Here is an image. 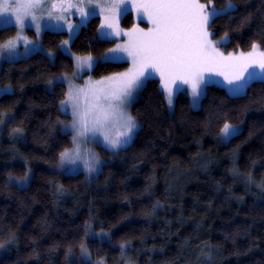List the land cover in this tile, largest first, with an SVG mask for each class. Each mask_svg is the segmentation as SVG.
Here are the masks:
<instances>
[{
	"label": "trees",
	"instance_id": "obj_1",
	"mask_svg": "<svg viewBox=\"0 0 264 264\" xmlns=\"http://www.w3.org/2000/svg\"><path fill=\"white\" fill-rule=\"evenodd\" d=\"M234 2L242 11L249 4V0ZM260 2L252 0L257 5ZM221 3L219 0L216 6L220 7ZM131 21L132 14L126 12L121 23L128 25ZM99 23V17L95 16L80 29L78 37L70 44L74 54L99 56L113 43V40L105 43L97 40ZM227 23V18L216 21L213 38L225 35L228 30L223 26ZM239 23L237 19L232 28H237ZM14 32L13 27L0 31V43ZM228 35L231 43L223 47L224 50H249L252 42H264V33L258 32L255 25L228 31ZM66 38L67 33L63 31L42 33L41 43L54 53V63H50L43 52H37L14 64L3 62L0 67V84L11 85L13 89L12 94L0 96V113L16 116L2 133L7 137L13 128L20 127L24 135V139L13 140L11 147L7 146L6 152L0 153V224L7 222L16 226L13 231L20 237L19 256L13 250L7 254L11 260L18 258L21 264H37L31 258L35 246L32 240L36 237L41 253L39 264H67L64 253L68 241L73 240L76 243L70 259L75 264L80 258L79 240L83 237L84 222L92 216L95 218L93 231L100 232L103 225V230L113 237L112 247L99 240L86 241L94 261L99 253L107 257L108 264H122L119 243L127 239L132 245L127 256L134 264H168L180 256V246L191 237L193 247L200 242L215 247L213 264H264V201L257 199L256 186L247 184L249 175L257 183L264 180V105L249 100L228 101L224 88L212 86L202 110L193 111L188 108V97L180 95L176 101L174 127H170L167 120L152 127L145 126L134 145L106 161L103 174L91 183L82 173L74 177L63 175L53 166L59 153L70 146L71 135L65 136L59 129L49 135L45 122L49 117L53 122L57 117L67 121L70 116L61 115L52 106L53 97L47 94L45 83L56 74L73 70L71 55L60 49ZM127 68V62L100 63L90 75L101 77ZM154 79L145 96L164 113L163 97L154 91L159 88L158 79ZM55 92L58 104L66 85L57 87ZM249 95L264 96V84L254 83ZM213 97L217 98L216 104L225 100L228 105L225 111L232 113L231 123L244 122L243 134L229 144L217 142L222 123H206ZM146 103L141 100L135 104L132 113L143 111ZM241 105H247L250 110L243 112ZM170 131L172 139L167 140ZM148 141L159 146L150 154L154 159L140 155ZM163 151L168 153L166 161ZM205 164L206 168L202 166ZM172 165H178L179 172L185 174L178 175L175 169L169 172ZM28 167L32 180L27 191L7 185L9 173L22 177ZM154 167L155 182L151 192H145ZM234 168L238 175L233 174ZM49 181L62 184L67 190V195L56 205ZM169 184L170 191L167 190ZM157 200L164 207L152 215L151 208ZM45 219L50 225L47 230ZM238 228L240 235L235 241L225 238L235 234ZM7 238L0 236V243ZM57 242L61 246L49 255L48 249ZM249 248L252 251H248ZM180 264H199L196 253L185 250Z\"/></svg>",
	"mask_w": 264,
	"mask_h": 264
},
{
	"label": "snow or ice",
	"instance_id": "obj_2",
	"mask_svg": "<svg viewBox=\"0 0 264 264\" xmlns=\"http://www.w3.org/2000/svg\"><path fill=\"white\" fill-rule=\"evenodd\" d=\"M218 2L219 0H203V2L202 0H132L137 15L146 16L151 27L147 30L133 27L123 32L128 40L124 43H116L114 48L109 49L97 60L92 55L71 54L70 42L78 37L80 28L86 26L90 18L98 15L97 9L99 15L103 17V22L97 30V40L101 43L112 42L114 36H121L119 17L127 12V0H0V31L10 27L17 29L14 37L0 43V60L6 63L14 64L21 58L28 59L32 54L42 51L39 45L33 44L23 34L25 29L34 27L39 34L43 29L48 28L62 32L65 26L69 39L63 41L61 50L71 55L74 62L73 80L82 79L85 74L94 71L100 63H130V67L125 71L104 76L100 80H93L89 75L83 87L71 84L66 75L55 76L47 81L46 92L53 97L52 106L61 115L71 116L70 123H65L59 117L55 122L51 117L45 122L49 135L54 134L57 129L65 136L71 135V140L68 142L71 147L59 153L57 170L61 174L74 177L82 173L89 182L99 177L103 174L106 163L98 153L87 149L86 145L93 143L116 155L132 147L140 133L145 130V126L152 127L153 124L159 125L161 120H167L170 122V127H174L177 123L176 101L180 95L188 97V108L193 111L202 110L203 101L209 97V89L212 86L225 87L228 101L249 100L264 105V96L249 95L254 83L264 84V50H262L264 42H252L251 50L247 53L225 54L221 51V47L231 43L228 31H238L240 28L255 25L258 32L264 33V0L258 5L249 0L243 11L234 0H222L220 7L216 6ZM76 13L80 16L79 24H73L69 19ZM223 18L228 19V23L223 26L228 31L220 40H213L212 37L216 35L213 26L217 20ZM237 19L240 23L233 29L232 24ZM21 41H23V52L20 51ZM46 55L49 62L54 63L55 55L51 52ZM213 73L222 76L226 85L214 80L211 75ZM154 74L159 77V88L154 91L163 97L166 108L164 113L152 103L150 97L145 96L149 92V83L155 82ZM65 84H68L67 91L57 104L55 89ZM182 85H186L187 88L181 87ZM12 92L11 85L0 88V96ZM216 99V97L212 99L206 123L208 125L214 122L217 125L222 123L217 142L229 144L243 134L244 122L231 123L232 113L225 111L228 107L227 103L225 100H220L219 104H216ZM141 100H146L147 103L143 111H138L134 115L132 108ZM241 109L245 113L250 110L247 105H241ZM15 120V115L0 113V130ZM180 123L183 124V121ZM252 134L250 131L249 136ZM9 136L14 140L24 139L23 129L13 128ZM166 139H172L171 131ZM158 147L154 141H148L140 155L154 159L150 154ZM162 155L166 161L167 151H163ZM202 166L207 167L206 164ZM173 169L178 175L185 174L179 172L178 165L170 166L168 171L171 172ZM233 174H239L235 168ZM31 180V168H28L20 178H15L9 173L6 183L23 192L29 189ZM150 181L145 192H151L152 184L155 182V167ZM49 183L54 198L53 203L56 205L67 195V190L62 184L53 181ZM247 184L255 185L258 189L257 199L264 201V180L257 183L255 178L249 175ZM167 190H171L170 184ZM32 201L35 202V197H32ZM163 207L164 205L157 200L152 205L151 214L155 215L157 209ZM180 219L183 220V214ZM94 220L95 218L90 216L84 222L83 237L79 240L80 258L75 264H108L107 257L99 253L94 262L92 252L86 243L87 240L93 239L112 247V234L105 232L103 225L100 232L93 231ZM166 223L170 225L171 221ZM49 226L45 219V230ZM14 227L16 226L7 222L0 224V236L8 237L0 243V264H21L18 258L13 261L7 255L15 250L17 257L19 256L20 237L13 231ZM245 234H248L247 231ZM239 235L238 228L235 234L226 235L225 238L235 241ZM32 242L35 246L32 247L31 258L39 264L41 253L38 238L33 237ZM75 243V240L68 241V248L64 253L67 264H73L70 258L73 256L72 247ZM60 246L58 242L55 243L48 249L49 255ZM131 248L132 245L127 239L119 243L122 264H134L127 256ZM185 250L195 252L199 264H213L215 247L204 242L196 243L193 247L191 237L180 246V256L168 264H180ZM160 251L163 252L164 249L161 248ZM248 251L252 249L249 248ZM236 255L239 256V252Z\"/></svg>",
	"mask_w": 264,
	"mask_h": 264
},
{
	"label": "rangeland",
	"instance_id": "obj_3",
	"mask_svg": "<svg viewBox=\"0 0 264 264\" xmlns=\"http://www.w3.org/2000/svg\"><path fill=\"white\" fill-rule=\"evenodd\" d=\"M127 12H130V13L132 14V21H131V23L128 24V25H124L123 23H121V19H122V16H123V15H121V16L119 17V26H120V29L122 30V34H121V36H118V37L114 36V37H113V43H112V44H111V45H110V46H109V47H108V48H107V49H106L101 55H99V56H94V55H92V54H83V55H80V54H74V53L71 51V49H70L71 54H74V55H77V56L92 55L95 59L98 60V59H99L104 53H106L109 49L114 48L115 45H116V43H124V42H126V41L128 40V37L125 36V35H123V32H127V31H129V30H131L133 27H138V28L145 29V30H147L148 28L151 27V24L148 22L146 16H143V15H139V16H138V15H137L136 10H135V9L133 8V6H132V0H127ZM97 13H98L97 17H99V19H100V23H99V26H98V29H99L100 26H101V24H102V22H103V17H102L101 15H99V9H97ZM46 19H47V17L45 16V20H46ZM69 19H70V21H71L73 24H79V23H80V16H79L78 13H76L75 15H71V16L69 17ZM81 28H82V27H81ZM81 28H80V29H81ZM98 29H97V30H98ZM46 30L59 32V31H56V30H54V29H52V28H48V29H43L39 34H37L35 28L33 27V28H31V29H25V30H24V33H23V34L28 38L29 41H31L33 44L39 45V47L42 49V51H39V52H43L44 54H47V53H49V52L53 53L51 50L45 48V47L42 45V43H41V36H42V33H43L44 31H46ZM16 32H17V29L15 28V32H14V34H13L12 37H14V36L16 35ZM63 32H66V33H67V38H66L65 40H68V39H69V34H68V32H67V28H66V26H65V29H64ZM12 37H10V38H12ZM10 38H8V39H10ZM212 39L218 41V40L221 39V37H220V38H213V37H212ZM65 40H63V41H65ZM5 41H6V40H5ZM63 41H62L61 44H60V49H61V46H62ZM2 43H3V42H2ZM70 44H71V42H70ZM22 45H23V41H21V47H20V51H21V52H23V46H22ZM250 50H251V49H249V50H224V48L221 47V51L225 52V54L230 53V52H234V53H236V54H239L240 52L247 53V52L250 51ZM61 51H62V50H61ZM62 52H63V51H62ZM64 53H65V52H64ZM53 54H54V53H53ZM68 55H69V54H68ZM21 59H23V58H21ZM19 60H20V59H19ZM3 62H4V61L0 60V67H1V64H2ZM73 63H74V62H73ZM127 63H128V67H130V63H129V62H127ZM73 72H74V66H73V70H71V71H69V72H62V73L56 74L55 76L66 75V76L69 78V82H70L71 84H74L75 86L83 87V86H84V82L88 79L90 73L85 74V75L83 76L82 79H75V80H73V79H72ZM122 72H123V71H122ZM109 75H111V74H109ZM211 75H212V78H213L214 80L219 81L220 83L226 85V81H224V79H223L222 76H217V75H215L214 73L211 74ZM55 76H52L49 80L53 79ZM90 76H91V75H90ZM105 76H107V75H105ZM91 77H92L93 80H100V79H102L104 76H101V77H94V76H91ZM154 78L158 79V81H159V77H158V75H155V74H154ZM49 80H48V81H49ZM65 85H66V91H67L68 84H65ZM7 86H8V85H1V84H0V88H5V87H7ZM45 87L47 88V81H46V83H45ZM181 87H183V88H187L186 85H182ZM222 88H224V89L226 90L225 87H222ZM69 111H70V110H69ZM69 116H70V115H69ZM70 121H71V116H70V119H69V120H67V121L64 120L65 123H70ZM2 132H3V129L0 130V153L6 152V147H7V146L11 147V145H12V143H13V140H14V139H12L9 135H8L7 137L4 136V134H3ZM218 135H219V132H218V134H217V137H218ZM216 139H217V138H216ZM69 147H71V145H70ZM86 148H87V149H91V150H93L94 152L98 153L99 156H100V158H101L102 160H104L105 162H106V161H110V159L117 157V154L114 155L113 153H111V152H109V151H106V150H104L102 147H100V146H98V145H96V144H93V143H89L88 145H86ZM105 152H107V155H106V156H104ZM58 162H59V161H57V162L54 164V166H53V168L56 169V170H57ZM28 168H29V167H28ZM15 178H20V177H15ZM94 180H95V178H94L93 180H91V182H93ZM88 182H89V181H88ZM91 182H89V183H91ZM93 261H94V260H93ZM94 262H95V261H94Z\"/></svg>",
	"mask_w": 264,
	"mask_h": 264
}]
</instances>
